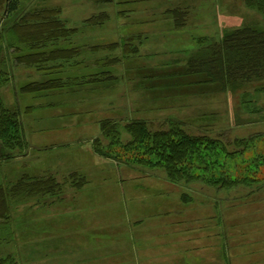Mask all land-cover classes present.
<instances>
[{"label": "rangeland", "instance_id": "obj_1", "mask_svg": "<svg viewBox=\"0 0 264 264\" xmlns=\"http://www.w3.org/2000/svg\"><path fill=\"white\" fill-rule=\"evenodd\" d=\"M42 8L59 9L76 30L55 47L74 49L72 57L43 64L67 86L21 94L24 84L49 78L34 66L14 67L0 105L22 114L30 108L23 134L46 141L32 149L25 138L26 149L0 158V185L50 177L58 188L11 199L0 221V264H264V164L232 189L185 186L139 164L128 147L135 122L151 132L175 123L225 143L252 138L238 173L264 155L257 140L264 137V80L223 91L186 75L188 60L227 32L264 31V14L247 0L20 3L22 14ZM126 29L146 39L119 42ZM114 151L126 160L111 158Z\"/></svg>", "mask_w": 264, "mask_h": 264}, {"label": "trees", "instance_id": "obj_2", "mask_svg": "<svg viewBox=\"0 0 264 264\" xmlns=\"http://www.w3.org/2000/svg\"><path fill=\"white\" fill-rule=\"evenodd\" d=\"M20 3L21 0H0V25H3L0 27V44L6 49V56L0 57V88L8 84L12 70L19 65L34 66L36 72L49 78L24 84L19 88L21 94L50 93L67 86L62 77H54L57 73L45 70L43 64L56 59L68 61L72 57L74 49L55 47L58 46L57 42L69 40L76 30L67 27L57 8H42L22 14ZM247 5L264 14V0H247ZM202 50L188 60L186 75L204 76L203 84L218 85L224 91L244 83L264 80L262 30L249 26L235 29ZM30 110L25 109L26 112ZM23 114L18 109L9 111L0 105V158L3 160L7 161L9 155L28 147L21 121ZM131 126L129 151L135 157L139 156L135 158L139 164L160 169L173 184H201L218 190L232 189L243 185V179L251 178L264 164V155L253 157L244 172L238 173L239 156L250 145L255 148L252 138L248 140L249 143L244 139L225 143L206 135L189 133L175 123L168 131L158 132H151L140 121ZM111 140L115 141V138ZM257 140H264V137ZM114 152H110L111 158L126 160L121 158L127 157L126 152ZM56 188L55 180L50 177L42 180L22 176L16 183H7L5 187L0 185V221L8 216L11 199L52 195ZM181 200L188 203L190 198L183 195Z\"/></svg>", "mask_w": 264, "mask_h": 264}, {"label": "crops", "instance_id": "obj_3", "mask_svg": "<svg viewBox=\"0 0 264 264\" xmlns=\"http://www.w3.org/2000/svg\"><path fill=\"white\" fill-rule=\"evenodd\" d=\"M144 26V25H143ZM142 26V27H143ZM124 27V26H123ZM144 27H146V26H144ZM128 30L129 29H126V30H124V32L123 31H121L120 32V35H119V42H124L127 38L129 39V38H134V37H136L137 39L138 38H140V40L141 39H143V37H144V39H146V36H143L142 34V31H137L136 33H134V32H128ZM130 31V30H129ZM146 31H148L147 29H146ZM144 34H146V33H144ZM139 40V41H140ZM145 41H147V40H145ZM148 42V41H147ZM146 43V42H145ZM144 43V44H145ZM144 44L142 45V46H144ZM92 46V45H91ZM23 121V120H22ZM23 123V126H24V131H25V125H24V121L22 122ZM25 138L27 139V142L29 143V146L32 148V149H34V148H38V147H40V146H42V144L46 141H44V140H41V138H35V137H29L28 135H26V132H25ZM36 146V147H35Z\"/></svg>", "mask_w": 264, "mask_h": 264}]
</instances>
